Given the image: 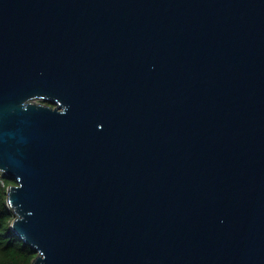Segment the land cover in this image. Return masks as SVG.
Listing matches in <instances>:
<instances>
[{
    "label": "water",
    "instance_id": "water-1",
    "mask_svg": "<svg viewBox=\"0 0 264 264\" xmlns=\"http://www.w3.org/2000/svg\"><path fill=\"white\" fill-rule=\"evenodd\" d=\"M0 174L31 264H264V0H0Z\"/></svg>",
    "mask_w": 264,
    "mask_h": 264
},
{
    "label": "trees",
    "instance_id": "trees-1",
    "mask_svg": "<svg viewBox=\"0 0 264 264\" xmlns=\"http://www.w3.org/2000/svg\"><path fill=\"white\" fill-rule=\"evenodd\" d=\"M16 184L0 174V264H31L36 252L11 230L14 215L7 204V188Z\"/></svg>",
    "mask_w": 264,
    "mask_h": 264
}]
</instances>
